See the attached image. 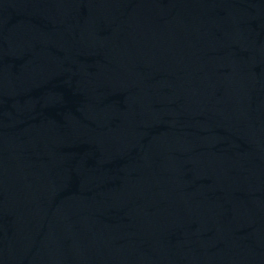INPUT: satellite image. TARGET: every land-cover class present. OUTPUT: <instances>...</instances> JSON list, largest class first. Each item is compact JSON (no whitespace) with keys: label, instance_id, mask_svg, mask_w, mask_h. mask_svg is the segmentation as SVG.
Masks as SVG:
<instances>
[{"label":"water","instance_id":"water-1","mask_svg":"<svg viewBox=\"0 0 264 264\" xmlns=\"http://www.w3.org/2000/svg\"><path fill=\"white\" fill-rule=\"evenodd\" d=\"M0 264H264V0H0Z\"/></svg>","mask_w":264,"mask_h":264}]
</instances>
